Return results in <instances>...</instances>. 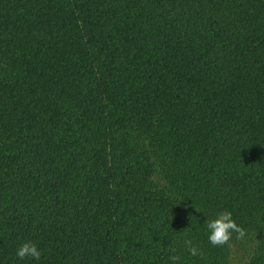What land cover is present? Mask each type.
<instances>
[{
	"label": "trees",
	"instance_id": "16d2710c",
	"mask_svg": "<svg viewBox=\"0 0 264 264\" xmlns=\"http://www.w3.org/2000/svg\"><path fill=\"white\" fill-rule=\"evenodd\" d=\"M172 255L264 264V0H0V264Z\"/></svg>",
	"mask_w": 264,
	"mask_h": 264
},
{
	"label": "clouds",
	"instance_id": "9594fccd",
	"mask_svg": "<svg viewBox=\"0 0 264 264\" xmlns=\"http://www.w3.org/2000/svg\"><path fill=\"white\" fill-rule=\"evenodd\" d=\"M206 227L208 230V241L211 245L216 247L228 244L232 239L233 233L236 234L237 239L241 240L247 236L246 230L233 220L231 212L227 210L218 212L214 218L207 219ZM186 243L189 244L191 254L197 255V250L194 247H191V242L187 241ZM16 255L20 259L30 257L39 260L41 258L40 250H38L37 246L31 241L23 242L17 248ZM169 259L172 264H179L180 256L172 255Z\"/></svg>",
	"mask_w": 264,
	"mask_h": 264
}]
</instances>
